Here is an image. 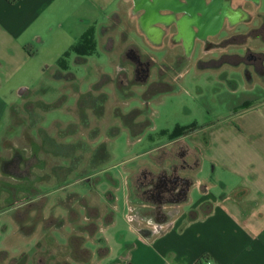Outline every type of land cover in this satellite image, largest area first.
Returning a JSON list of instances; mask_svg holds the SVG:
<instances>
[{
    "label": "rangeland",
    "instance_id": "rangeland-1",
    "mask_svg": "<svg viewBox=\"0 0 264 264\" xmlns=\"http://www.w3.org/2000/svg\"><path fill=\"white\" fill-rule=\"evenodd\" d=\"M136 2L143 10L140 24L148 27L154 20H173L188 49L194 36L217 30L224 17L230 21L246 16L239 6L232 10L228 0ZM231 4H243L252 16L248 27L262 26L259 34L253 31L232 37L217 49L204 47L197 40L189 54H185L181 43H170L168 36L160 50H154L131 18L130 3L120 2L111 28H96V48L91 55L80 62L68 56L67 70L56 67L62 55H38L30 61L31 72H19L18 83L5 96L17 105L6 112L0 125V210L14 205L24 207L15 213L22 227L9 221L7 215L0 216V222L7 223L0 264H94L93 255L88 258L89 253L76 250L80 243L94 248L87 242L89 238L103 244L101 235L88 237L71 227L98 217L99 231V219L112 210V199L106 194L108 183L91 186L102 177L96 176V169L118 166L110 170L119 173L114 190L116 223L102 231L115 248L127 230L122 172L132 164L127 162L130 157L169 140L177 127H205L233 115L245 103L253 105L264 100V0H258L256 6L243 0H231ZM159 7L170 8L168 16L159 15ZM176 11L180 13L178 18L173 13ZM227 30L224 19L223 30L212 39L216 41L226 32L230 36L236 30L244 31L245 25ZM129 48L152 53L156 66L145 82L138 80L120 92V86L113 82L114 73L120 56L127 60L124 54ZM127 69L128 78L133 79L129 61ZM65 72L74 78H65ZM19 87L26 88L22 96L17 95ZM135 108L148 113L151 127L138 138H130L125 129L110 138L108 132L121 128V117L126 118ZM101 144L109 158H102ZM171 149L169 155L175 160L182 147L178 144ZM86 177L93 179L85 183L82 179ZM75 178L82 181L78 183ZM63 200L73 209L66 216ZM77 233L82 237L74 238ZM35 252L37 257L33 259ZM38 256L40 263H36Z\"/></svg>",
    "mask_w": 264,
    "mask_h": 264
},
{
    "label": "crops",
    "instance_id": "crops-1",
    "mask_svg": "<svg viewBox=\"0 0 264 264\" xmlns=\"http://www.w3.org/2000/svg\"><path fill=\"white\" fill-rule=\"evenodd\" d=\"M120 2L130 3L129 14L140 34L154 50H160L174 22L171 26L160 20L148 27L140 24L143 10H134L132 0H0V125L6 112L17 105L5 96L18 83L19 72H31L30 61L38 55H63L89 29L95 34L96 28H111ZM192 129L127 160L132 161L122 172L127 230L120 233L123 240L115 248L102 231L116 223L114 190L119 173L110 170L118 166L96 169V176L102 177L90 184L108 183L112 210L99 219V231L98 217L83 222V227H71L88 237L99 233L103 243L89 238L94 248L80 243L77 252L89 253L88 258L93 255L94 264H196L203 257L219 264H264V100ZM178 144L186 153L178 152L176 161H185L186 166L175 169L169 153ZM152 178L153 184L149 183ZM169 183L172 195L165 198ZM182 186H186L185 197L180 198ZM18 207L0 210V216L7 215L22 227L15 213L23 206ZM71 210L63 205L65 216ZM6 224L0 222V252L5 247ZM78 233L73 237H82Z\"/></svg>",
    "mask_w": 264,
    "mask_h": 264
},
{
    "label": "flooded vegetation",
    "instance_id": "flooded-vegetation-1",
    "mask_svg": "<svg viewBox=\"0 0 264 264\" xmlns=\"http://www.w3.org/2000/svg\"><path fill=\"white\" fill-rule=\"evenodd\" d=\"M228 2H229V6L231 7L232 10H235V8H237V6H239L241 8V10L246 13V16L242 17V19L241 18L238 19V18H235V17L233 18L232 16H230L232 18H230V21H229V20H227V18L224 17L223 20L226 19L228 30L234 29L239 24H243V25H245V30L244 31L236 30L230 36H228L227 32H226V34L220 36L218 40L214 41V39H212V38L216 37L219 34V32H221L223 30V20H222V23L217 28V30L211 31V32L210 31H206V32L202 33V35L200 37L194 36L193 39H192V46L190 47V49H188V48H186L184 46V44H183L184 40L181 37V35L178 34V29L175 26L173 31H169V41L173 45H175V43H181L185 54H189L191 49H193V45L196 43L197 40L202 42L205 47L211 46V47H214V49H217L218 47H221V46L225 45L226 42H229L227 40L232 38V37L233 38L242 37V36H244V34H251V32H253V31H255L257 34H259L260 30L262 29V26H260L259 28L258 27L254 28V26L248 27V24L250 23L252 16L249 14V12L246 9H244L243 4L232 5L231 4V0H228ZM245 2H250L251 4L256 6L257 3H258V0H243V3H245ZM132 3L134 5V7L132 6V8H134V10L135 9L138 10V8H140V5H139V3L136 2V0H132ZM158 11H161L162 15L165 16V14H163V13H169L171 11V9L168 8V7H159ZM173 13L175 15V18H178V16L180 15V13L177 12V11L173 12ZM173 22H174L173 20H169L168 22L164 21L163 23H166L167 26H169V25L171 26L173 24ZM263 23L264 22L262 21V25H263ZM174 24H175V22H174ZM124 55H125L126 59L130 62V65H132V74H133L132 76H133V79H129L128 78V75H129V72H128V69H127L128 61L126 59H125L126 61H124L122 59V57L120 56V58H119L120 61L118 60L117 71L114 73L115 77L113 78L114 79L113 80L114 84L116 86H120V88H121L120 92L122 91V89L125 86L132 85L133 83L137 84L136 82H138V80H143L145 82L148 79V77L150 76V71L152 70V68H154L156 66V61L153 60L151 55H149L147 53H140L139 50H137L136 48H129L128 50H126ZM248 57H253V56L250 55ZM239 60H243L241 56H240ZM180 152L184 153V155L186 153L185 149H183V148H182V150ZM178 165H180L181 167H185L186 163H185V161L182 162V163H177L176 159L171 162V166H172L171 168H175L176 169V167ZM180 180H182V181L186 180L187 181L188 179L187 178H185V179L184 178H180ZM153 181H154V178H152L149 181V183L153 184ZM165 189L167 191V194L165 195V198H168V197H170L172 195L170 193V191L172 190V184H170V183L167 184L165 186ZM185 190H186V186H182L180 191H179V193H178V196L180 198L185 197ZM40 261H41V258L39 257L36 260V263H40Z\"/></svg>",
    "mask_w": 264,
    "mask_h": 264
},
{
    "label": "trees",
    "instance_id": "trees-1",
    "mask_svg": "<svg viewBox=\"0 0 264 264\" xmlns=\"http://www.w3.org/2000/svg\"><path fill=\"white\" fill-rule=\"evenodd\" d=\"M95 48H96V42H95L94 31L92 29H89L85 33H83L77 39V41L69 47V49L67 51H65L63 53L62 57L57 61V67L60 70H67V65L65 64V61H66V58H68V56L75 55V61L80 62L84 59V57L91 55L95 51ZM63 76L67 79L74 78V75L70 72H68V73L65 72V74H63ZM98 86H99V83L96 87L97 90L99 89ZM90 94H91V92H90ZM250 105L251 104H249V103H245L243 106H241V109L247 108ZM134 112L136 113V116H130V114L134 113ZM137 118H139V119H137ZM121 120H122L121 128L115 127L114 129H112L111 131L108 132V135L110 138H113L116 135H118L122 129H125L131 138H137L144 132V130L151 127V122L148 119V113L145 110H139L137 108H135V110L127 113L126 118L121 117ZM192 128L193 127H190V129L186 130L187 128L177 127L174 129V132L172 133V136L170 139H175L177 137L186 135L189 131L193 130ZM102 145L103 144H101L100 147H102ZM102 151H103V154H102L103 159L108 158L109 154L107 152V149L103 148ZM103 159H102V161H103ZM203 258H206V257H203ZM203 258H201V259H203ZM200 260L197 263H199Z\"/></svg>",
    "mask_w": 264,
    "mask_h": 264
},
{
    "label": "built area",
    "instance_id": "built-area-1",
    "mask_svg": "<svg viewBox=\"0 0 264 264\" xmlns=\"http://www.w3.org/2000/svg\"><path fill=\"white\" fill-rule=\"evenodd\" d=\"M197 264H219V263L214 262V261H212V260L209 259V258H203V259H201L200 262L197 263Z\"/></svg>",
    "mask_w": 264,
    "mask_h": 264
},
{
    "label": "water",
    "instance_id": "water-1",
    "mask_svg": "<svg viewBox=\"0 0 264 264\" xmlns=\"http://www.w3.org/2000/svg\"><path fill=\"white\" fill-rule=\"evenodd\" d=\"M25 92H26V88H24V87L20 88V89L17 91L18 95H20V96H22Z\"/></svg>",
    "mask_w": 264,
    "mask_h": 264
}]
</instances>
